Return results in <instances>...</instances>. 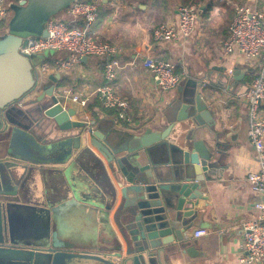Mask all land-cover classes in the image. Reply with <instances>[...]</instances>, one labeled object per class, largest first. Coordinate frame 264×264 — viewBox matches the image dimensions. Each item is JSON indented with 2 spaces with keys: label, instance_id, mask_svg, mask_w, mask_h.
<instances>
[{
  "label": "water",
  "instance_id": "obj_1",
  "mask_svg": "<svg viewBox=\"0 0 264 264\" xmlns=\"http://www.w3.org/2000/svg\"><path fill=\"white\" fill-rule=\"evenodd\" d=\"M56 1L22 0L13 5L14 17L0 34V264H174L180 251L199 257L188 235L207 206L203 190L218 174L226 135L203 99V84L185 85L192 83L173 103L161 132L149 127L118 134L107 122L93 130L95 122L77 120V111L55 95L59 75L44 79L30 57L20 52L28 37L47 36L42 18ZM212 71L215 68L201 79L211 80ZM246 71L253 69H236L227 76L221 68L217 86L241 84ZM37 132H47V139ZM91 147L104 158L120 190L115 222L125 248L120 243L113 253L97 239H77V245L62 240L50 225L53 221L61 228L63 217L58 214L63 208L50 211L51 206L26 200L35 180L29 164L73 160L72 167L82 174L68 187L73 199L64 200L63 207L85 195L116 196L115 189L101 187L100 179L105 178L87 168L90 163L82 154Z\"/></svg>",
  "mask_w": 264,
  "mask_h": 264
},
{
  "label": "crops",
  "instance_id": "obj_2",
  "mask_svg": "<svg viewBox=\"0 0 264 264\" xmlns=\"http://www.w3.org/2000/svg\"><path fill=\"white\" fill-rule=\"evenodd\" d=\"M21 1L6 0L8 14L7 18L0 22V34L6 32L14 17L11 7ZM73 1L77 0H57L43 16V26L46 27L47 22L54 19L81 28V23L72 22L67 12ZM80 1L94 2L97 5L98 18L90 29V38L120 49L113 58L125 64V67L117 73L114 87L120 97L128 103L127 119L118 120L115 110L102 108L98 101L96 90L103 79L104 59L88 57L68 69L55 68L56 62L69 60L65 52L48 50L37 54V60L32 56L30 59L36 68L40 69L44 79L59 75L55 95L62 98L67 107L77 111L75 117L77 120L90 124L95 122L93 130L101 123V126H105L103 124L105 122L113 124L118 134L141 131L149 127L163 131L168 125L166 117L171 113L173 103L184 91L189 92L192 83H189L187 88L185 85L188 82H195L198 86L203 84L201 88L203 99L215 113L226 135L221 140L223 145L218 174L203 190V194L208 196V201L204 203L207 206L196 219L188 235L190 246L200 256L191 258L180 251L174 259V264H240L242 224L258 216L254 204L260 197L251 190L247 182V175L257 172L259 166L255 151L247 139L248 108L245 97L248 85L257 75L258 62L247 61L236 53L224 56L221 44L226 39L228 26L233 20L234 7L264 9V0H202L197 4L194 1L190 2L198 5L199 19L188 37L174 42L157 41L151 31L153 27L161 24L176 29L179 19L178 8L184 5L186 0ZM146 58L172 63L175 66V73L180 75L178 86L171 91H162L152 73L143 67ZM42 66H46L47 69L42 70ZM223 67L226 68L227 76L229 70L233 72L236 69H253V71H246L241 84L231 88L228 87L229 83L225 82L222 88H219L218 71ZM212 68L216 71H212L211 80L201 79V75ZM72 96H77L86 104L81 106L73 103ZM173 113L176 115V110ZM260 115L264 116L263 106ZM37 134L38 136L40 134L41 138H46L47 132ZM79 154L81 153L77 154L78 158ZM82 155L85 157L84 161L90 163L87 168L93 174L106 179V182L100 179L101 187L105 185L108 190L115 189L116 196L103 198L98 196L91 199L85 195L86 197L76 198V202L70 207H63L64 200L73 199L69 196L68 187L75 183L73 179L81 177L82 174L76 165L72 167L73 160L64 163L29 164L35 173V180L27 189L26 200L32 204L45 205L46 208L51 206L50 211L63 208L58 214L63 217L61 228L56 227L51 221L50 230L62 234L59 231L62 229L64 234L61 239L64 241L77 245L80 244L77 239L89 243L97 239L98 245L110 253L118 251L121 247L124 249L115 222V211L121 202L118 185L104 158L94 148L91 147V152ZM75 203L77 205L73 207ZM105 206H108L109 210L106 211L103 208ZM67 209L69 211L65 213ZM95 212L98 214V223L93 215ZM68 213L75 217L65 218ZM196 229H203L207 234L201 238H193ZM77 264L89 263L83 261ZM260 264H264V261Z\"/></svg>",
  "mask_w": 264,
  "mask_h": 264
},
{
  "label": "built area",
  "instance_id": "obj_3",
  "mask_svg": "<svg viewBox=\"0 0 264 264\" xmlns=\"http://www.w3.org/2000/svg\"><path fill=\"white\" fill-rule=\"evenodd\" d=\"M72 22H80L82 27H72L67 22L51 19L46 24V37H28L21 54L30 57L47 50L65 52L68 61L56 62L55 68L68 69L79 64L83 58L96 57L105 60L103 79L96 90L102 108L115 110L118 120H126L128 103L116 92L114 82L125 64L113 58L120 49L105 42L90 38L89 32L98 18L97 5L94 2L73 1L67 10ZM6 0H0V22L7 18ZM199 14L198 5L189 3L178 8V24L174 29L161 24L152 28V36L157 41L174 42L188 37L194 30ZM222 54L230 56L236 53L247 61L258 62L257 75L248 85L245 93L247 103L248 130L247 139L255 151L259 169L247 175L251 190L260 197L254 204L258 216L242 224V254L240 264H260L264 261V116L260 109L264 104V9H250L235 6L234 17L227 30V37L221 44ZM143 67L149 70L158 87L164 91L176 88L180 75L175 73V66L165 60L146 58ZM47 69L42 66V70ZM229 76L232 70L228 71ZM71 101L81 106L85 101L72 96ZM207 234L203 229H196L193 238Z\"/></svg>",
  "mask_w": 264,
  "mask_h": 264
},
{
  "label": "rangeland",
  "instance_id": "obj_4",
  "mask_svg": "<svg viewBox=\"0 0 264 264\" xmlns=\"http://www.w3.org/2000/svg\"><path fill=\"white\" fill-rule=\"evenodd\" d=\"M10 13V12H9ZM48 51V50H47ZM53 51V50H52ZM32 57L34 58V59H36L37 60V58H38V56H37V54H34V55H32ZM252 76V75H251ZM262 106L264 107V104H262ZM70 207V206H69ZM69 211V209H67L66 211H65V213L66 212H68ZM82 212V211H81ZM83 215V214H82ZM94 218H95V220L97 221V223H98V214L95 212L94 214ZM71 217H75V215H73V214H70V213H68V214H66L65 215V218H67V219H69V218H71ZM60 232L62 233V234H60V237H63V231H62V229L60 230Z\"/></svg>",
  "mask_w": 264,
  "mask_h": 264
},
{
  "label": "trees",
  "instance_id": "obj_5",
  "mask_svg": "<svg viewBox=\"0 0 264 264\" xmlns=\"http://www.w3.org/2000/svg\"><path fill=\"white\" fill-rule=\"evenodd\" d=\"M193 1L196 2V4H197L198 1H202V0H186L184 3L188 4V3L193 2ZM203 16H205V15L203 14Z\"/></svg>",
  "mask_w": 264,
  "mask_h": 264
}]
</instances>
